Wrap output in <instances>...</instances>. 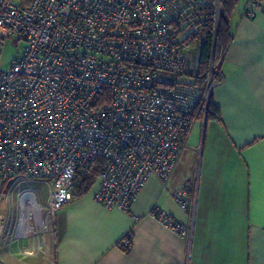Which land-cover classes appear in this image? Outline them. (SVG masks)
Returning <instances> with one entry per match:
<instances>
[{"label": "built area", "instance_id": "obj_1", "mask_svg": "<svg viewBox=\"0 0 264 264\" xmlns=\"http://www.w3.org/2000/svg\"><path fill=\"white\" fill-rule=\"evenodd\" d=\"M210 1V0H208ZM248 0L244 14L261 9ZM214 3L217 17L219 0ZM205 0H0V47L18 34L20 58L0 69V239L44 238L97 161L93 198L126 211L150 177L165 186L220 76L199 78ZM201 117L203 119H201ZM194 189L172 198L194 212ZM180 238L187 228L153 207ZM133 234L118 246L129 250Z\"/></svg>", "mask_w": 264, "mask_h": 264}, {"label": "crops", "instance_id": "obj_2", "mask_svg": "<svg viewBox=\"0 0 264 264\" xmlns=\"http://www.w3.org/2000/svg\"><path fill=\"white\" fill-rule=\"evenodd\" d=\"M247 2L228 19L231 42L211 91L219 119L196 120L168 183L150 177L126 211L99 205L92 187L57 212L52 234L0 239V264H264V0L252 16ZM185 184L193 214L172 198ZM153 207L192 226L191 239L149 217Z\"/></svg>", "mask_w": 264, "mask_h": 264}, {"label": "trees", "instance_id": "obj_3", "mask_svg": "<svg viewBox=\"0 0 264 264\" xmlns=\"http://www.w3.org/2000/svg\"><path fill=\"white\" fill-rule=\"evenodd\" d=\"M206 1L203 9L205 24L202 30L203 40L200 44V70L199 78L203 79L202 91H205L206 79L209 71L210 61H213L214 68H218L224 60L225 54L231 42L230 27L228 19L234 10L237 0H219V13L216 25V13L212 0ZM219 76L215 78V82ZM212 91V90H211ZM211 91L208 100V113L205 116V123L212 119H219V110L214 106L211 99ZM201 119H203L201 117ZM103 162L97 160L85 175H77L74 180L72 198H79L92 189L102 169ZM128 251V250H124Z\"/></svg>", "mask_w": 264, "mask_h": 264}, {"label": "rangeland", "instance_id": "obj_4", "mask_svg": "<svg viewBox=\"0 0 264 264\" xmlns=\"http://www.w3.org/2000/svg\"><path fill=\"white\" fill-rule=\"evenodd\" d=\"M2 43L3 45L0 47V69L7 70L14 61L20 58L25 44L18 34L5 38ZM3 186L4 182H0V194ZM1 206L2 201L0 199V209Z\"/></svg>", "mask_w": 264, "mask_h": 264}]
</instances>
